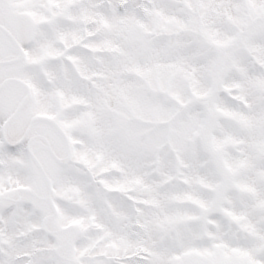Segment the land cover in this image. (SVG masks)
<instances>
[{
  "label": "snow or ice",
  "instance_id": "obj_1",
  "mask_svg": "<svg viewBox=\"0 0 264 264\" xmlns=\"http://www.w3.org/2000/svg\"><path fill=\"white\" fill-rule=\"evenodd\" d=\"M0 264H264V0H0Z\"/></svg>",
  "mask_w": 264,
  "mask_h": 264
}]
</instances>
